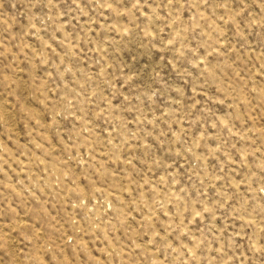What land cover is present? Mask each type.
I'll return each instance as SVG.
<instances>
[{"label":"rangeland","instance_id":"1","mask_svg":"<svg viewBox=\"0 0 264 264\" xmlns=\"http://www.w3.org/2000/svg\"><path fill=\"white\" fill-rule=\"evenodd\" d=\"M0 264H264V0H0Z\"/></svg>","mask_w":264,"mask_h":264}]
</instances>
